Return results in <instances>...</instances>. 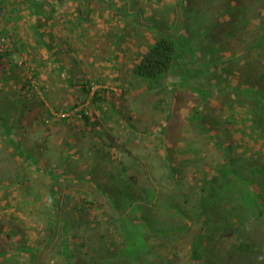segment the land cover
<instances>
[{"label": "rangeland", "instance_id": "obj_1", "mask_svg": "<svg viewBox=\"0 0 264 264\" xmlns=\"http://www.w3.org/2000/svg\"><path fill=\"white\" fill-rule=\"evenodd\" d=\"M97 1L92 5L98 10L86 15L91 23L82 20L71 32L62 21L72 15L66 10L63 16L56 17L60 24L52 34L56 38L50 39V53H55L58 61L45 49L23 53L18 60L21 63L26 59V63L19 70L22 77L13 79L12 84L21 87L26 78L35 77L38 84L35 90L20 97L18 89L9 87L0 96L4 113L9 103L3 97L11 96L21 102L12 105V109L9 107L15 138L36 161L13 158V151H8L10 147L0 135V238L11 230L22 242L32 240L34 247L42 245V239L47 240L51 230L62 226L60 222L55 226L53 221L54 197H59L57 216L73 222L88 220L91 224L71 232H77L72 239L78 250L73 260L76 264H191L192 242L199 234L206 237L208 264H264V113L258 102L243 95L242 110H254L256 125L254 131L252 126L244 125L245 134L241 135L240 116L244 112L235 114L237 124H230L225 108V91L234 94L235 86L239 90V85L232 88L229 85L246 82L249 68L257 78L264 68V50L247 51L255 39L257 18L264 14V0H234L237 10L225 8L219 19L215 0H125L129 4V20L117 10L124 0L115 5ZM45 21L42 19L41 23L45 25ZM246 21L249 25L244 27ZM30 22L31 18L23 20L19 33L23 40L32 43L33 39L25 35ZM214 22L217 24L208 31ZM159 28L162 33L175 34L173 37L182 44L185 56L177 61L176 70L163 87L150 86L133 72L143 47L146 48L144 44L155 37ZM43 31L48 36V28ZM187 42L192 43L194 51L190 57ZM187 71L189 84L195 90L180 83ZM87 80L94 82L88 95L81 86ZM247 81L251 82L249 86H256L255 79ZM258 81L264 84L260 77ZM223 86L228 88L218 94ZM207 90H214L215 96L201 125L214 130L210 135L199 133L192 120L196 97L202 101L203 95L206 102ZM97 91L99 98L93 101ZM229 100L234 98L229 96ZM76 103L88 104L91 121L96 126H86L78 118L46 122L49 115L46 108L71 112ZM201 109L206 110L205 106ZM18 114L22 115L19 119ZM100 131L113 138L111 145L106 135L98 134ZM242 141L248 142L250 148L246 170L250 177L254 176L250 190L260 195L261 207L243 194L246 191H241V182L232 185L237 186L235 189L223 184L224 187L212 190L220 198L217 209L215 204L207 206L208 201L204 205L205 194L199 190L202 169L211 171L223 162L222 148L227 146L232 147L233 158H242ZM191 148L196 154L184 153ZM165 152L168 163L177 169L175 179L167 176ZM57 167L63 171L61 181L50 174ZM126 168L131 178H124ZM79 175L91 178V183L79 182L76 179ZM106 185L115 194L114 200L126 201L122 211L115 209L107 198H98L96 188ZM73 190L88 195L91 202H98L88 210L96 215L95 221L85 214L86 207L81 211L79 201L74 203L78 196L74 200L67 198ZM53 191H57L54 197ZM124 210L125 216L137 218L136 224H130L132 227L123 224L124 214L120 212ZM74 211L76 215L72 214ZM142 214L151 220L153 235L139 225ZM110 218L111 224L107 223ZM122 225L125 226L122 238H118L112 227ZM109 231L113 232V241L112 237L100 238ZM84 232L89 241L78 238ZM161 232H165L164 236ZM83 242L94 247L91 256L86 255L89 247H81ZM131 243L138 247L136 258L126 251ZM110 244L117 246L108 248ZM5 249L8 251L0 258V264L29 263V256L14 253L8 245ZM34 263L63 264L50 246L37 252Z\"/></svg>", "mask_w": 264, "mask_h": 264}, {"label": "trees", "instance_id": "obj_2", "mask_svg": "<svg viewBox=\"0 0 264 264\" xmlns=\"http://www.w3.org/2000/svg\"><path fill=\"white\" fill-rule=\"evenodd\" d=\"M93 1L95 0H0V70L3 71V75H2V72L0 73V96L8 92L9 87L11 88L13 87L14 90L18 89L20 93V97L26 96L29 92H31L32 90H35V85H38L37 82H35V77L26 78V82L23 83L21 87H18L16 83L12 84L13 79L22 77V74H19L21 72L19 70H22L23 68L22 66H24L26 63V59H22L21 63L18 62V60L22 58L23 53L28 54V52L45 49L47 52H49L50 57L53 55L54 61L56 60L58 61V59L54 56L55 53L53 52H51L53 54L50 53V49L52 48L51 46L52 42L50 41V39L56 38V36L52 34H54V30L56 26L60 24V19L56 17L59 15L63 16L62 13L67 10L66 12L72 15V17L70 19H66L65 21L63 20L62 25L66 27V29H68L67 30L68 32H71L74 30V27L77 26V24L82 20H88V22L91 23V20H89V18H87L86 15L88 14V12L93 13L94 11L98 10L96 5L95 6L92 5ZM100 1H105L106 3L109 2L110 4L115 5L116 3H118V1H121V0H98L97 2L100 3ZM183 1H186V0H183ZM251 1H254V0H251ZM126 2L127 1L124 0L122 4L120 3V6L117 7V10L120 13H122L125 16V18L129 20L130 19L129 18L130 17L129 4H126ZM132 2L134 3V1ZM233 2L234 0H215L216 5L218 6L217 13H216L217 19H219V17L222 16V12L224 11L225 8H228V7L231 8L232 12L237 10V6H234ZM66 4L68 5V7H66ZM26 18H31V22L28 25V27L25 28V29H29L28 34H25V35L33 39L32 43L27 42L26 40H23V38L21 37L19 33L21 32V28L19 27L20 23H22V21L25 20ZM42 19H44V21L46 20L45 25L41 23ZM257 19H258V22L256 23L257 26L254 25L255 39L252 42V44L247 48V51L250 53L256 49L264 50V14L263 15L261 14ZM9 23L10 25H8ZM47 24H49V27L46 26ZM216 24L217 23L214 22L208 28V31H210V29L212 30ZM254 24H255V19H254ZM248 25L249 23L247 21L244 22V27ZM126 26L124 30L127 28ZM46 27L48 28V36L46 35L47 33L43 31L47 29ZM49 29L52 31L50 32ZM104 33L108 34L107 31ZM156 36L158 37L155 38ZM173 36H175V34L171 35L167 32L162 33L161 29L159 28L157 33L155 34V37L151 40L146 41V43L144 44L146 48L142 46L144 51H142L141 58L138 60V62L133 67V72L138 78L143 80L145 83H148L150 86L163 87L164 85L163 83L166 79L169 78L170 73L176 70L175 67H176L177 61L180 58L182 59L185 58L184 53L181 50L182 44L180 43L179 40L176 39V37H173ZM187 43H188V48L190 49L188 57H190V55L194 53V51L192 47H190L192 46V43H189V42ZM27 44H30V46H26ZM28 47H31V49H29ZM31 61L34 64L36 63V61L33 59ZM253 65L254 67H256V64H253ZM41 68L43 69V65H41ZM44 68H45V65H44ZM59 68L65 69L63 66H60ZM10 71L14 72L15 75L12 76V73ZM248 72H249V75L246 77V82H244L243 84L242 83L241 84L232 83L229 85L231 86V88H232V85L234 86L239 85V90L235 86L232 88L234 90V94L230 93L228 89L225 91L226 92L225 108H227V112H228L226 116V120L228 121V123L237 124L238 122H237L235 114L240 113L239 111H241V113L244 112L243 115L240 116L241 120L243 121L241 123L242 124L241 127L243 129L241 130L242 132L241 135L245 134L244 128L246 126L244 125L252 126L250 128L253 131H254L253 126L256 125L255 117H253L254 110H250V108L247 110L246 108L245 110H242L243 100L241 99L243 98V95L246 94V96H248L251 100H253L254 103L258 102V104L261 105L262 112L264 113V84L261 85L260 82L258 81V78L260 77L261 82L264 83V68L262 69V73L258 74V78L255 76L254 70H252L250 73V68H249ZM188 73L189 71H187L186 77H184L183 81H181L180 83L186 85V87H188L191 90H195L189 84ZM7 74H10V75H7ZM252 78L255 79L254 83L256 84V86L254 87L249 86L251 82L247 81V80H252ZM81 84H82L81 85L82 89L86 92L87 95L89 94L90 90L93 89V86H94V82H91L88 80L87 82L85 83L82 82ZM226 88L228 87L223 86L217 91V93L220 94L222 93V91L224 92ZM235 90H238L236 94H235ZM203 91H206V90H203ZM207 92L208 93L205 94L206 102L203 101L204 100L203 95H202V101L199 97L194 96L196 97V99H198V102L196 104V107L194 106L192 109L193 110L192 120L195 121V128L197 129L199 133L210 135L211 133H213L214 130H211L210 128L208 129V127L205 129V127L201 125V122L204 120V118L208 116V110H207L208 104H211V99L212 97L215 96L214 90H211V91L207 90ZM99 95H100V91H97L95 92L93 96L94 98L91 97V99L93 98V101H95L99 98ZM229 96L233 97L234 101H230V100L227 101V99H229ZM87 99H88V96H87ZM3 100L8 101L9 104L5 105V108H6L5 113H4V107L1 106L2 104H0V135H2L4 140H6V142L8 143V146L10 147L8 151H13V153L11 152L13 154V158L14 157H17L18 159L23 158L24 161L36 162L35 160H33V157L30 155L28 150L23 145L18 143L17 139L15 138L17 134L13 127L14 122H13V118H11L10 116L9 107L10 109H12L13 108L12 105L21 104V102L19 100H14L11 96L9 97L5 96L3 97ZM202 106H205L206 108L205 111L201 109ZM77 108L80 109L79 112L73 115H70L69 117L64 118V119H58L54 117L53 115V113H62V112H55L51 109L49 110L48 108H46L47 109L46 112H48L49 114L48 118L50 117V119H52L51 120L52 122L60 121V120L73 121L78 118V119H81L83 124L86 126H91V127L96 126V124L91 121V115H90L91 111H90L88 104L76 103L71 108V110H74ZM64 113H70V112L65 111ZM21 116L22 115L18 114L17 118L19 119L21 118ZM50 119H47L46 122L48 120L50 121ZM162 132H163V137H164V129H162ZM98 134L100 136L106 135L107 139L110 140V145L113 143V138L109 137V135H107L108 133L100 131L98 132ZM257 134L258 136H262V134H260L259 132H257ZM212 137L216 138L215 136H212ZM250 137L252 138V136ZM247 143L242 141V144H241L242 158L241 157L233 158L231 155L232 147L227 146V147L222 148V151H224L223 162H219L216 165V167L213 168L211 171H208L207 169H202L203 176L200 179L201 185L199 186V190L203 194H205V197L202 200V203L204 205H206L207 204L206 201H208L209 204H207V206H211V204H215L216 205L215 208L218 207L220 198H218L217 195H215L217 193H214L213 189H216L217 187H220V188L224 187L223 184H226L227 188L233 187V189H235L237 186L236 185L232 186V185L239 184L241 182L242 183L240 185L241 191L242 192L243 190L246 191V193H243V194H247L249 196L250 202L252 201L253 203H257L258 207H261V204H259L258 202L259 200H261L260 195L259 194L257 195L253 191L250 190L251 185H253L254 176L250 177L249 174H247L246 172L248 168V164L250 163V161L247 160L249 156V152H250V148L248 147ZM162 150H166L165 147H163ZM194 151L195 150H192L191 148L189 150L184 151V153H186L189 156H193L194 154H196V152ZM163 160L166 162L168 178L175 179L177 177V169L173 168L171 164L168 163L166 152H165V158ZM63 166L65 167V164ZM125 171L126 172L122 173L124 175V178L125 177L131 178V176L129 175V172L127 171V168ZM61 173H63V171L60 170L59 167H57L56 170L54 169L50 170V174L52 175V177L58 176L60 181L62 180ZM70 179L72 182H76V179H77L79 182L91 183V178L88 180L86 175H79L78 178L76 179L70 177ZM60 181L54 184H59ZM133 181L136 183L135 179ZM126 183H127V187L130 188L129 182H126ZM96 190L98 192V198H102V197L107 198L109 203L112 206H114L115 209H120L122 211L121 208L124 206V204L126 205V201L124 202V199L117 198V201L113 199L115 194L111 192V189L108 188L107 185L104 186V188L98 186ZM56 193L57 191L52 192L53 197L55 196ZM68 195H67V198L73 199V200L77 199V196H78V200H74V203L79 201L78 203L81 204V208H82L81 211H83V208L86 207L87 210L85 214H87L90 218L93 219V221H95L94 219L96 215L95 214L92 215L88 213V210L92 208L93 204L98 205V202L96 201L91 202L90 200H88V195L80 194L79 192H77V190H73L72 194L68 193ZM54 201H55L54 204H56L55 205L56 211L53 212L54 213L53 221H54L55 226H57L59 222L60 224H62L60 229L55 230V231L51 230L50 232L51 235H49L47 240L43 242V239H42L43 244L39 246H35V247L32 244V240L22 242L19 238H17L18 236L16 232L10 230L9 234H7L5 238L3 237L0 238V250L3 249V251L0 252V258H2L3 256L7 254L8 250L5 249V246L8 245L12 247V250L10 249L11 251H13L14 253L16 251L20 255L29 256V260H28L29 263L35 264L34 260H35L37 252L40 251L42 247L47 248L50 246L56 252V255L61 258L63 264H76L75 262H73V260L78 250L76 246L73 245L72 241L76 238L77 232L75 233H71V232L73 230L75 231V229H77L76 231H79V229H83L85 224H88V220H86L83 223L79 221L73 222L65 217L57 216L59 213L58 203L60 201V198L54 197ZM100 207L101 206H98V208ZM98 212H101V211H98ZM125 212H126L125 210L123 211V213L120 212L121 215L124 214L123 224H125L126 226L130 224L131 225L136 224L137 218L136 220H132L128 217V215L125 216L126 215ZM72 214L76 215L77 213L74 211L72 212ZM101 214L103 213L101 212ZM120 217H123V216H120ZM110 221H111V218L109 222L107 223L111 224ZM150 221L151 220L149 218H147L144 214H142L139 219V225L145 228L147 232H151V235H153L154 234L152 231L153 226ZM102 224H103V221H102ZM88 225H91V224H88ZM124 227L125 226L123 225H122V228H118L116 226L112 227L115 232H118L117 234L118 238H122L121 230L123 231ZM161 233L163 234L162 236H164L165 232H161ZM79 237L83 239L84 241H89V238L87 237V234L85 232L82 237L78 236V238ZM101 237L102 239L108 237L110 240L112 237V241L114 240L113 232L111 231L107 232L106 234H101L100 238ZM205 238H206L205 236H203L202 234H199L193 240L192 247H191V262H190L191 264H194V263L195 264H208L210 262L209 253H207L208 251L206 250L207 245L204 244ZM55 240H57V242H55ZM82 245L83 246L81 247H84V246L86 248L89 247V249L86 250V255L91 256L94 251V247H92L91 245H87L85 242H83ZM116 246L110 244L108 245V248L113 247L114 249ZM127 246L129 247L127 248ZM127 246H126V251L128 249V254H129L128 256H131V257L134 256V258H136V256L138 255L136 248L138 247L136 245L134 246L132 243Z\"/></svg>", "mask_w": 264, "mask_h": 264}, {"label": "built area", "instance_id": "obj_3", "mask_svg": "<svg viewBox=\"0 0 264 264\" xmlns=\"http://www.w3.org/2000/svg\"><path fill=\"white\" fill-rule=\"evenodd\" d=\"M80 111V109H74V110H72L70 113H64V112H62V113H53V115H54V117H56V118H58V119H64V118H67V117H69L70 115H73V114H75V113H77V112H79ZM48 119H50V117L48 118ZM52 119H50V121H51ZM50 121L48 120L47 122H49L50 123Z\"/></svg>", "mask_w": 264, "mask_h": 264}]
</instances>
